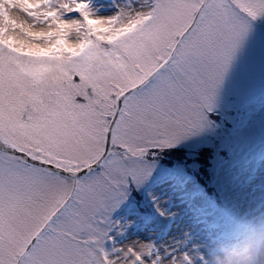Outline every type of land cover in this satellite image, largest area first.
I'll list each match as a JSON object with an SVG mask.
<instances>
[{
    "label": "rangeland",
    "instance_id": "1",
    "mask_svg": "<svg viewBox=\"0 0 264 264\" xmlns=\"http://www.w3.org/2000/svg\"><path fill=\"white\" fill-rule=\"evenodd\" d=\"M37 1L39 0L35 2ZM69 1H73L76 6L81 3L79 0H75L78 2L56 0L45 4L41 0L34 5L33 1L28 0H0V42L4 41V45L0 44V69L3 59L7 57L14 74L27 78L25 87L27 94L40 103L43 102L45 90L38 88L39 85L46 81L58 82L69 68L84 67L103 60H107L117 70L127 88L140 82L137 79V69L140 66L129 68L121 59L119 52L110 51L119 48L122 37L135 28V24H121L117 19L112 21V14L118 9L130 8L134 0L113 4L112 9L106 10L110 13L104 29L100 28L102 24L99 22L98 24L88 22L90 17L85 19L87 11L83 14L79 9L78 17L84 25L81 33L84 35L83 39L79 38L80 35L74 36L69 33L65 26H60L55 21L57 19L55 14L48 16L51 13L50 9L54 7L71 11L72 5L68 4ZM10 5L14 8L10 9ZM44 5L47 8H44ZM13 11H17L22 19H16L17 17L11 14ZM256 21L263 29L254 23ZM56 23L59 25L58 29L50 31L51 25ZM44 24L47 30L39 31L38 28ZM62 27L65 30L61 29ZM81 39L83 42L76 46L77 41ZM105 43L107 45H104ZM43 45L46 46V51H41L39 55L33 52L26 56L18 55L17 52L10 53L16 50L36 51ZM107 50L110 52H105ZM83 51L84 57L74 56L80 52L83 54ZM115 86L124 89L120 83H116ZM29 87L34 91H28ZM262 87H264V17H257L255 21H251L250 29L233 52L215 90L211 111L214 114L220 110L242 111L246 105L254 107L259 105L261 109L259 110L257 106V111L240 130L229 133L230 124L228 126L223 121L213 125L208 123L200 130L186 135L178 143L159 125L135 134H125L126 130L115 133V141L111 144L101 170L79 181L77 200L73 209L51 225L57 232H63L67 238L75 240L79 264H101L104 257L105 264H202L204 261L207 264H234L231 262V253L223 247L222 238L217 236L219 232L216 231L215 222L207 224L203 220L215 218L214 220L221 225L224 221L230 224V221L235 220L239 224L243 222L244 215L246 216L245 210L264 200L262 187L264 165L256 177L248 181L251 177L243 175L242 170L255 165L252 160L253 152L241 148L258 143L264 134V104L262 96L258 94ZM49 94L58 93L53 90ZM109 101V107L114 110L115 101L111 96ZM108 116H111V111L106 112L105 118L100 121L103 127L94 128L89 140L76 146L65 147L50 137L31 135L23 130V124L20 126L21 135L24 137L21 142L28 149L29 146L41 149V158L46 157L63 167L75 170L93 162L104 151V133ZM224 129H227V132H224ZM118 144L129 152L121 153ZM203 145L215 148L214 165L220 164L219 168L226 176L214 177L211 184L220 191L223 201L234 207L231 208L232 212L237 207L235 218V212L226 210H223L222 217V213L215 207V201L208 204L210 201L206 200L203 204L207 205L199 207L198 201L191 197H202L204 195L202 187L197 185L193 178L188 177L186 183L180 180L182 176H186L184 172L188 158L191 161L189 165L195 166L196 150ZM158 146L161 148L182 146L188 149V157L180 155L183 149L173 152L170 148L169 159L163 164L162 160L149 162L142 157L141 150ZM222 150L226 156L231 154L229 158L238 162L235 168H232V161L225 157ZM245 158H249L252 164L244 166L242 161ZM165 170H170L175 175L169 181L170 186L152 188L142 193V184L151 176ZM253 171L251 168L249 173L254 174ZM233 173L238 175L234 176ZM55 179L59 183L51 186L52 194L68 193L71 190L72 178L56 176ZM254 184L257 187H253ZM133 188L138 195L142 193L141 206H148L151 213L156 216L146 228L142 227L145 222L143 215L146 213L139 210L138 203L131 202H134L130 191ZM121 204L123 208L110 217L109 212ZM242 213L243 216L240 217ZM165 217L174 219L173 229L168 234L160 230V224ZM246 235L248 234H244L243 237ZM260 235L261 233L257 234V238ZM239 261V264H264V242L258 251L253 250Z\"/></svg>",
    "mask_w": 264,
    "mask_h": 264
},
{
    "label": "snow or ice",
    "instance_id": "2",
    "mask_svg": "<svg viewBox=\"0 0 264 264\" xmlns=\"http://www.w3.org/2000/svg\"><path fill=\"white\" fill-rule=\"evenodd\" d=\"M257 17H264V0H134L112 18L135 28L110 51L119 52L129 68L140 66L141 83L127 88L103 60L69 68L58 82L39 85L45 90L42 103L27 94V78L15 75L5 57L0 69V264H79L75 240L49 227L74 207L61 205L67 192L51 191L63 171L39 167L42 161L21 142V124L31 135L76 146L102 128L100 121L111 111L105 152L115 133L135 134L154 125L178 143L208 124L215 90ZM53 90L58 94L50 95Z\"/></svg>",
    "mask_w": 264,
    "mask_h": 264
},
{
    "label": "bare ground",
    "instance_id": "3",
    "mask_svg": "<svg viewBox=\"0 0 264 264\" xmlns=\"http://www.w3.org/2000/svg\"><path fill=\"white\" fill-rule=\"evenodd\" d=\"M28 1H33V4L36 5V3L41 1V0H39L37 2H35L36 0H28ZM43 1L45 2V0H43ZM81 1L84 2L85 4H87V7H85L84 9H85V11H87V13L90 16V18L98 21L99 23H101L102 24L101 27H105L106 26L107 17L109 15L110 11L101 12L99 9L101 7H103L104 11H105V9L109 10V9L113 8V4L114 5L115 4H120V3H123L125 1H129V0H114L112 2V5L111 4H107V3L106 4H104V3L94 4V2L92 0H79V2H81ZM53 2L54 1H52L51 3H53ZM75 2H78V1H75ZM16 3H17V1H16ZM68 4L72 5V7H71L72 9H77L76 4H74L73 1H69ZM44 8H47V6L44 5ZM50 11H51L50 14H55L56 15L57 19L55 21L57 23H59L60 26H65V28L67 30H69V33L73 34L74 36H79L81 34L80 28H83V26H82L83 22H81L82 20L77 16V14L73 15L71 17H66V13L68 12V10H64L62 8H59V7L58 8H55V7L51 8ZM11 14L14 15L15 18L17 17L16 19H19V20L22 19V17L18 16L19 14L17 13V11H13V12H11ZM114 14H112V17L114 16ZM111 20H113V19H111ZM57 23L51 25L50 31L58 29L59 25ZM65 28L62 27L61 29L65 30ZM33 30H36V29H33ZM38 30L39 31H46L47 30L46 29V25L45 24L42 25L40 28H38ZM38 30H36V31H38ZM68 42H70V41H68ZM40 47L45 48L46 46L43 45V46H40Z\"/></svg>",
    "mask_w": 264,
    "mask_h": 264
}]
</instances>
